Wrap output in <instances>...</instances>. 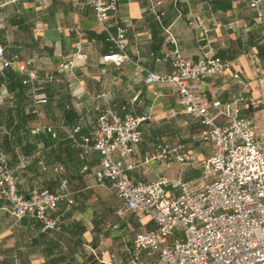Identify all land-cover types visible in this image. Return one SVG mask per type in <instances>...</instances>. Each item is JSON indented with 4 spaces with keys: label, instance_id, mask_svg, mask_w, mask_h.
<instances>
[{
    "label": "crops",
    "instance_id": "0c3cea01",
    "mask_svg": "<svg viewBox=\"0 0 264 264\" xmlns=\"http://www.w3.org/2000/svg\"><path fill=\"white\" fill-rule=\"evenodd\" d=\"M153 2L159 18L147 8ZM110 29L116 23L126 27V50L132 59L151 70L169 72L162 59L171 46L166 28L180 52L194 58L201 49L229 58L231 66L221 74L199 83L207 100L231 101V112L264 117V103H252L257 96V80L249 60L251 52L264 62V17L253 18V10L243 0H117L106 19ZM197 37H200L198 40ZM78 43L80 50L75 52ZM0 44L6 54L15 52L41 79L37 91L46 101L32 104L30 87L20 82L23 74L0 67V151L9 164L18 165V188L28 193L35 187L53 188L57 171L66 179L71 196L68 207L61 201L50 211L59 229L41 228L29 215L12 217L2 208L0 197V264H116L125 261L136 231L154 227L149 218L138 220L122 208L108 181L98 182L92 170L99 154L81 147L56 127L72 128L75 136L90 141L95 123V104L109 106L120 116L144 114L140 122L141 139L123 161L136 165L128 170L134 179L150 180L160 174L170 179L191 180L200 175L199 159L209 150V141L197 134L202 125L184 112L173 87L143 80L144 71L130 62L114 64L101 60L109 41L94 18L89 0H0ZM72 56V73L56 67L57 61ZM238 71L242 82L232 77ZM216 113V121L227 117ZM38 121L52 124L56 135L47 131L30 132ZM262 126V125H258ZM156 141L180 144L188 153L185 161L144 159ZM114 158L120 159L114 153ZM40 160V163L38 162ZM86 168L82 169V164ZM171 193L176 187L167 186ZM120 209V212H116ZM94 251V252H93ZM101 251V252H99ZM148 263L154 253H142Z\"/></svg>",
    "mask_w": 264,
    "mask_h": 264
},
{
    "label": "built area",
    "instance_id": "2783aa9c",
    "mask_svg": "<svg viewBox=\"0 0 264 264\" xmlns=\"http://www.w3.org/2000/svg\"><path fill=\"white\" fill-rule=\"evenodd\" d=\"M117 0H89L94 18L104 29L109 49L101 60L114 64L130 62L136 69L144 71L147 83H165L174 88L177 102L184 112L194 117L201 125L197 136L208 140L210 150L198 161L200 175L183 181L170 179L160 174L150 180L134 179L128 170L136 165L133 160L123 161L133 146L141 139L140 122L144 114L118 115L109 106L95 104V123L90 130V141L79 140L74 132L62 123L65 136L81 147L79 156L88 149L99 154L98 165L92 170L98 182L108 181L115 195L122 201V208L129 210L138 219L149 218L154 227L136 231L129 245L125 261L116 264H264V125H256L250 117L231 112V105L241 99L235 96L231 101L207 100L199 83L206 77L221 74L232 61L213 54L203 48L194 58L183 55L174 39L166 31L171 46L162 55L171 66L169 72L151 70L132 59L126 50V27L116 23L110 29L106 19L116 7ZM253 10V18L264 17V0H243ZM153 2L147 8L159 18L162 10L156 11ZM200 37H197L198 40ZM80 45H74V51ZM249 60L257 80V96L250 102L264 103V62L262 57L251 52ZM72 56L60 59L56 67L72 73ZM0 67H10L23 74L22 82L30 87L31 101L45 102L46 96L37 89L41 79H52L51 73L39 76L33 68L26 67V61L17 53L6 54L0 44ZM238 82L242 79L238 71L231 72ZM217 109L227 121H216ZM47 131L56 135L52 124L38 121L30 129ZM116 153L120 159L114 158ZM180 144L156 141L153 150L145 151L144 159H173L178 162L188 158ZM40 163V160L38 161ZM57 171L53 188L35 187L23 193L17 185L18 165L9 164L0 151V197L2 208L9 215L19 218L29 215L35 218L41 228L59 229L57 219L50 211L63 201L68 207L72 199L66 188V179ZM86 164H82V169ZM176 187L171 193L167 186ZM120 212V209H116ZM94 252V251H93ZM101 252V251H99ZM154 253L145 263L142 253Z\"/></svg>",
    "mask_w": 264,
    "mask_h": 264
},
{
    "label": "rangeland",
    "instance_id": "374dc122",
    "mask_svg": "<svg viewBox=\"0 0 264 264\" xmlns=\"http://www.w3.org/2000/svg\"><path fill=\"white\" fill-rule=\"evenodd\" d=\"M253 122L256 124V125H264V117L262 116H258V117H254L253 118Z\"/></svg>",
    "mask_w": 264,
    "mask_h": 264
},
{
    "label": "trees",
    "instance_id": "16d2710c",
    "mask_svg": "<svg viewBox=\"0 0 264 264\" xmlns=\"http://www.w3.org/2000/svg\"><path fill=\"white\" fill-rule=\"evenodd\" d=\"M20 82H22V78H21ZM22 83H23V82H22Z\"/></svg>",
    "mask_w": 264,
    "mask_h": 264
}]
</instances>
